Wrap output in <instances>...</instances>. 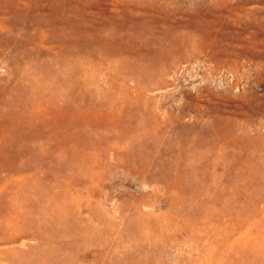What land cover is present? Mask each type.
<instances>
[{"label": "rangeland", "instance_id": "1", "mask_svg": "<svg viewBox=\"0 0 264 264\" xmlns=\"http://www.w3.org/2000/svg\"><path fill=\"white\" fill-rule=\"evenodd\" d=\"M0 264H264V0H0Z\"/></svg>", "mask_w": 264, "mask_h": 264}]
</instances>
